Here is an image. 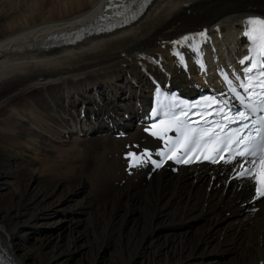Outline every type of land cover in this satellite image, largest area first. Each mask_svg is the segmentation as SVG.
I'll return each mask as SVG.
<instances>
[{
  "label": "bare ground",
  "instance_id": "6f19581e",
  "mask_svg": "<svg viewBox=\"0 0 264 264\" xmlns=\"http://www.w3.org/2000/svg\"><path fill=\"white\" fill-rule=\"evenodd\" d=\"M103 2L50 0L48 10L38 4L22 13L2 14L8 21L0 29V232L16 259L21 264H63L66 253L80 246L71 245L79 241L72 234L74 226L85 222L87 242H94L98 251L111 247L108 264L264 261V199L260 209L251 212V206L243 204L249 197L246 182L239 189L220 173L211 178L205 168H181L176 175L162 169L149 181L143 173L126 177L120 158L123 144L140 133L134 130L117 140L107 135L104 125L111 121L108 110L122 112L131 108L132 100L144 98L146 80L138 64L142 53L164 52L170 39L205 23L220 24L222 34L234 42L240 18L262 9L264 0H154L122 30L68 47L47 38L56 29L72 26L60 35L65 37L87 26L83 20ZM228 39L222 53L231 51ZM123 62L129 63L123 64L126 69ZM184 82L177 74L176 86ZM79 99L85 117L95 118L90 135L89 129L81 136L74 131L81 125ZM60 142L68 144L58 147ZM212 168L213 173L226 170ZM78 188V203L69 201L64 207L71 214L51 221L68 222L71 240L64 249L63 232L54 229L36 236L32 244L20 245L21 238L31 240V229L24 223L36 226L41 218L52 216L51 205ZM79 212L83 219L75 215ZM232 215L239 225L229 219ZM255 215L261 219L251 223ZM172 223L170 230L156 232Z\"/></svg>",
  "mask_w": 264,
  "mask_h": 264
},
{
  "label": "snow or ice",
  "instance_id": "6c2138e0",
  "mask_svg": "<svg viewBox=\"0 0 264 264\" xmlns=\"http://www.w3.org/2000/svg\"><path fill=\"white\" fill-rule=\"evenodd\" d=\"M131 2L136 6L131 9V18L136 19V13L142 12L143 8L150 3L151 0H131ZM113 8V13L111 16L103 15L100 17V22L103 23V27L99 28V31H111L112 28L118 26V23H113L114 18H119L126 16L130 11L126 7L125 0H108V6ZM128 19H124L123 23H128ZM244 32L243 36L248 40L250 47L248 48V55L244 56L239 60V64L242 66L241 71L243 73V79L241 76L233 72V77L236 81H240L238 87L243 89L244 95L237 90V85L233 83V79L225 73L224 80L229 86V91L233 94V97L237 99L241 105V110L232 111L231 108L228 109L232 114L229 115L225 113V109L219 107V103H223L225 107H228L226 101H217V98L213 97V103L217 104L216 114H221L222 120L226 121L227 124L217 125L221 129L227 127L228 124H239V129L234 131L248 130V134L237 136L235 140L229 139L227 143L220 139L219 134L214 141H211V146L209 147V155H203L204 160H209L213 163H230L236 164L237 167L233 169L235 175L232 179L240 180H250L253 189V200H260L264 198V115L260 116L257 120H252V128H249L250 114L257 111L264 112V17L262 16H249L244 19ZM219 31V28L217 29ZM57 37H49V39H56ZM81 39L82 37H77ZM198 38H203L202 41L198 42ZM210 40L208 36V30H202L199 33L185 35L180 38V40L171 41L173 45H180L183 43L184 47H188L193 53H199L203 55L202 49L199 47V43H207ZM180 56V53H176ZM181 61L184 60L183 56H180ZM198 63L203 66V60H198ZM159 91V89H158ZM198 105H193L197 107ZM174 107H179V105H174ZM155 116L161 115L158 110H154ZM213 113H206L201 115L200 113H193V115L200 116V120H205L207 116ZM164 115H168L164 113ZM189 116L188 112L182 109L178 114H173L168 123V127L165 131L174 128L177 132L181 131V126L183 124V119H187ZM183 118V119H182ZM161 125L166 124V121L160 120ZM256 124H260V127H256ZM157 124H153L152 128H156ZM148 131L149 129H145ZM215 129L209 128L204 132L202 136L199 137L200 140L204 139L206 136H210ZM192 133L196 132V129H191ZM254 132L255 135L251 133ZM153 136H157V132L151 133ZM184 141L181 143V149H187L184 155L177 159L178 163L190 164L193 162L192 154L196 151V148H188V145L193 143V138L187 132L184 134ZM169 140L171 138L169 137ZM198 144L199 141L197 140ZM235 143L238 148L242 146L241 150H233L231 145ZM224 153H228L225 157ZM217 154L219 158L217 159ZM156 155L163 158L167 156L168 160L176 159L177 151H172V155H167L165 152L161 151ZM153 153L148 150H144L142 153L127 152L126 157L129 158V167H140L144 164L151 163L154 168H160L163 166V162H158L156 159L152 158ZM196 160H200L201 156H196ZM259 161V163H257ZM0 264H3V258L0 257Z\"/></svg>",
  "mask_w": 264,
  "mask_h": 264
},
{
  "label": "rangeland",
  "instance_id": "374dc122",
  "mask_svg": "<svg viewBox=\"0 0 264 264\" xmlns=\"http://www.w3.org/2000/svg\"><path fill=\"white\" fill-rule=\"evenodd\" d=\"M52 1V0H51ZM8 3V4H7ZM11 3V4H10ZM13 3V4H12ZM36 4V5H35ZM40 5L44 10H48L50 8V0H0V29L2 26H4L8 20H6V18H4V16L2 14L6 12H16V13H22L24 11H27L29 10L30 8V5H34V6H37V5ZM24 6V7H23ZM10 8V9H9ZM20 10H19V9ZM24 8V9H23ZM28 8V9H27ZM16 9V10H15ZM10 10V11H8ZM226 12H227V9H225ZM5 23V24H4ZM4 24V25H3ZM206 25H209L210 23H205ZM211 25V24H210ZM1 35V34H0ZM1 38V37H0ZM126 63L127 65H129L128 62H123L121 63V66L125 67L123 64ZM128 67V66H127ZM125 67V69L127 68ZM16 102V100L14 101V103ZM28 108H32L31 105L28 106ZM2 118V115H0V119ZM64 139L65 138V135H63ZM67 140H70V139H67ZM60 141V140H59ZM61 144L58 143V147L61 146L62 148H64L65 145H67L68 143L66 142H60ZM66 143V144H64ZM72 145V144H71ZM84 145V144H81L80 145V148L81 146ZM66 147V146H65ZM82 149V148H81ZM38 163V166L39 167H42V162H37ZM37 163H35L34 165H37ZM18 162L17 160H15L14 162V165H17ZM29 166H31V163L29 164ZM213 171H214V168H212ZM205 170H208L207 168H205ZM2 185V182L0 181V186ZM7 185V184H6ZM221 186L222 184L219 186V183L218 185H216L217 189L220 190L221 189ZM4 187H8L9 186H4ZM235 187V186H234ZM10 190L14 189V187H12L10 185ZM79 189L78 188L76 191H74L73 193H70L68 194L67 198L66 199H62L61 201H59L58 203H55L52 206V209L54 211V214L52 216H49V217H44V218H41V220L37 223L36 226H31V224H27V223H24V227L25 228H28V229H31V231L29 230L30 235H31V240H27L25 241L24 238H21L20 240V245L26 243L27 245L29 244H32L35 239H36V236H43L45 234H47L50 230L54 229L56 230L57 232L58 231H62L63 232V241L61 243L62 246L60 247V249H64L66 247V243L70 242L71 238H68V222L67 221H62L61 223L59 224H54L52 223V218L53 217H60L62 216L63 214L59 212H64V207L65 205L69 202V201H72L71 203H78V200L75 198L77 197L76 194L79 193ZM233 192V186L230 187L228 189V193ZM243 197V196H242ZM1 198V196H0ZM74 200V201H73ZM236 200V198H235ZM234 200V201H235ZM216 202V199H214V202L213 204ZM224 202V201H222ZM68 211H72V210H66V213L67 214H71L70 212ZM77 217L81 216L82 219L84 218V214L83 212H79L78 214H75ZM133 215V213H132ZM71 216V215H70ZM74 216V215H72ZM207 216H205L206 218ZM66 219H69L66 218ZM201 219H203V217H200V218H196V219H193L191 222H199ZM221 219H225L224 216L221 217ZM229 219H232L233 220V223L234 225H239V219L235 220V216L232 215L229 217ZM254 219H261L260 218H257L256 215L254 216V218L252 219L251 223L253 222ZM47 220V221H45ZM85 220V219H84ZM250 221V220H248ZM190 222V224H191ZM223 222V221H222ZM239 223V224H238ZM250 225V224H249ZM248 225V226H249ZM217 227V225H215ZM175 227V225L172 224H166L164 227H159L157 228L156 232L158 231H161V233H164L165 231H168L170 230L171 228ZM87 231L85 230V222L79 224V225H75L74 226V231H73V236H75L76 238L79 237V241L77 244L75 243H72L71 245H74V246H78V244H80V246L78 248H76L75 250H70L66 253V260L63 264H81V263H84V264H108L109 263V260H110V257L113 256V253L111 254V247H107L106 249L104 248H101L100 251H98V246L94 244V242H92L91 240L88 239V242H87ZM52 235L56 236V234H53ZM71 237V235H70ZM221 256H224V253L221 254ZM192 264V263H191Z\"/></svg>",
  "mask_w": 264,
  "mask_h": 264
}]
</instances>
